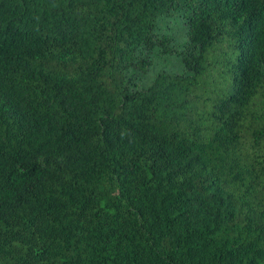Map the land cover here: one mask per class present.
<instances>
[{"label": "trees", "instance_id": "obj_1", "mask_svg": "<svg viewBox=\"0 0 264 264\" xmlns=\"http://www.w3.org/2000/svg\"><path fill=\"white\" fill-rule=\"evenodd\" d=\"M0 264H264V0H0Z\"/></svg>", "mask_w": 264, "mask_h": 264}, {"label": "rangeland", "instance_id": "obj_2", "mask_svg": "<svg viewBox=\"0 0 264 264\" xmlns=\"http://www.w3.org/2000/svg\"><path fill=\"white\" fill-rule=\"evenodd\" d=\"M169 25L171 26V23ZM171 32H172V29L167 30V33H171ZM177 42L179 44H182L184 42V37L177 38ZM232 58H233V56H232ZM165 59H166V62H167L166 66H165V69L167 71H170V72H179V71H181V66H179V64H178V54H176L175 52H173V53L167 55L165 57ZM218 70H219V68L217 69V71Z\"/></svg>", "mask_w": 264, "mask_h": 264}]
</instances>
